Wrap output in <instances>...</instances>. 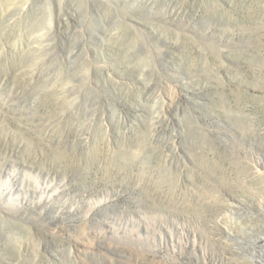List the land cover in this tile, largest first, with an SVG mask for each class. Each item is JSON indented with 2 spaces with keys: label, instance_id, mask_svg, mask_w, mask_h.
I'll use <instances>...</instances> for the list:
<instances>
[{
  "label": "rangeland",
  "instance_id": "1",
  "mask_svg": "<svg viewBox=\"0 0 264 264\" xmlns=\"http://www.w3.org/2000/svg\"><path fill=\"white\" fill-rule=\"evenodd\" d=\"M24 1L0 0V264H236L203 212L264 129V0Z\"/></svg>",
  "mask_w": 264,
  "mask_h": 264
},
{
  "label": "bare ground",
  "instance_id": "2",
  "mask_svg": "<svg viewBox=\"0 0 264 264\" xmlns=\"http://www.w3.org/2000/svg\"><path fill=\"white\" fill-rule=\"evenodd\" d=\"M29 0H25L22 8H25V5ZM180 2H176L173 5H180ZM91 35V34H90ZM35 38V37H34ZM42 38V37H41ZM89 38V37H88ZM31 39V38H30ZM29 39V40H30ZM95 39V38H94ZM97 39V38H96ZM28 40V41H29ZM40 39H36V42ZM62 40V39H61ZM99 40V39H98ZM33 41V40H31ZM43 41V40H42ZM41 41V42H42ZM93 41V39H92ZM96 41V40H95ZM164 41V40H163ZM40 42V41H39ZM102 42V41H101ZM167 42V41H166ZM30 43V42H29ZM87 43V42H86ZM28 44V43H27ZM31 44V43H30ZM38 44V43H37ZM43 44V43H42ZM91 44V43H90ZM29 45V44H28ZM34 45V44H33ZM100 45V44H99ZM32 46V45H31ZM39 46V45H38ZM69 50V49H68ZM92 50V49H91ZM66 52V51H64ZM68 53V52H67ZM64 54V53H63ZM67 58V57H66ZM65 58V59H66ZM121 65V64H120ZM125 71L115 70L112 74L110 73V78L114 81H120V78H123ZM108 76V75H107ZM137 78V76H136ZM140 78V77H139ZM141 79V78H140ZM139 79V80H140ZM123 80V79H122ZM121 80V81H122ZM120 81V82H121ZM134 81V80H133ZM138 82V81H137ZM97 83V82H95ZM98 84V83H97ZM96 84V85H97ZM12 89H9V91ZM99 90V89H98ZM8 92V91H7ZM57 99V98H56ZM25 102V101H24ZM24 108L35 110L36 106L41 107L39 104L36 105L32 100H28L27 104H24ZM109 105V104H108ZM106 106V105H105ZM22 107V108H23ZM107 109V108H106ZM220 108H213L210 111V114L213 118L216 119V127L221 133H226L230 124L223 118H220L222 112ZM209 110V109H208ZM106 111V110H104ZM106 115V114H105ZM104 115V116H105ZM96 116V115H95ZM210 116V117H211ZM23 117V116H22ZM27 117V115H26ZM30 117V116H29ZM127 117V116H126ZM24 118V117H23ZM95 119V118H94ZM108 121V119L106 120ZM24 125L28 124L27 121H22ZM109 123V122H108ZM13 124V123H12ZM110 125V124H109ZM23 126V125H22ZM252 126V125H251ZM250 128V127H249ZM263 128V127H262ZM251 130V129H250ZM253 130V129H252ZM46 132V131H45ZM219 132V133H220ZM37 133V131H36ZM250 133V132H249ZM253 133V131H252ZM34 134V133H33ZM231 135V134H230ZM239 135V133H238ZM45 135H38V138H44ZM243 136V134H242ZM250 136V135H249ZM253 138L255 140H246L247 144L254 152V157L252 159L253 165L250 167L248 163H245L240 158L232 160V164L235 166L234 174L232 172H227V168H222V181L219 183V192L220 194L215 198V200L208 202L204 206V216L209 215H218V220H215V224L212 226L213 235L215 240L218 241L221 248L224 249L226 255L231 257V260H234L236 264H241L246 261H253L254 264H264V205L260 206L261 212L257 214L249 215L243 220L241 217L236 216V219L230 216V213H233L235 208L239 207L240 202L242 201L236 194V190H242L246 192V195L252 196L251 191H254V188H251L250 184L255 179V176H262L264 178V129H256ZM224 139V138H223ZM261 139V141H260ZM43 140V139H42ZM227 140V139H226ZM233 140V139H232ZM228 142V141H227ZM232 142V141H231ZM232 144V143H231ZM239 144V143H238ZM5 145V144H4ZM172 145V144H170ZM6 146V145H5ZM233 146V145H232ZM172 147V146H171ZM174 147V146H173ZM172 147V148H173ZM181 147V146H180ZM243 147V146H242ZM245 147V146H244ZM170 148V146L168 147ZM232 149V148H231ZM230 149V151H231ZM2 150V149H1ZM13 151V149H11ZM11 150L5 149L4 155L9 156L13 154ZM229 150V149H228ZM176 151V150H175ZM243 152V151H242ZM17 153V152H15ZM180 153V152H179ZM230 153V152H229ZM174 154V153H173ZM172 154V155H173ZM177 154V153H176ZM181 154V153H180ZM233 155V154H231ZM13 156V155H12ZM17 156V155H16ZM230 157V156H229ZM248 157V156H247ZM9 158V157H8ZM40 158V157H39ZM228 158V157H227ZM31 159V158H30ZM220 159V158H219ZM9 160V159H8ZM24 160V159H23ZM229 160V159H228ZM15 161V160H14ZM33 161V160H32ZM251 161V163H252ZM31 162V161H30ZM38 162V161H37ZM221 162V161H220ZM36 163V162H34ZM41 163V162H39ZM43 163V162H42ZM5 164V163H4ZM32 164V163H30ZM220 164V163H219ZM39 165V164H38ZM34 165L33 167H38ZM46 165V164H45ZM227 165V164H226ZM41 166V165H39ZM44 166V165H43ZM46 168V167H42ZM49 168V167H48ZM51 168V167H50ZM52 169V168H51ZM47 170V169H46ZM53 170V169H52ZM50 170V172L52 171ZM218 171V170H217ZM216 171V172H217ZM49 173V172H47ZM260 177V178H262ZM261 183V182H260ZM96 184V183H95ZM256 185V184H255ZM258 187V185L256 186ZM88 188V187H87ZM262 188V187H261ZM260 189V188H258ZM257 189V190H258ZM134 191V190H133ZM95 192V191H94ZM251 192V193H250ZM81 195V194H80ZM247 197V196H246ZM252 198V197H250ZM259 204V203H258ZM259 206V205H258ZM251 211V210H250ZM253 211V210H252ZM235 214V213H234ZM173 215V214H172ZM232 215V214H231ZM195 217V216H194ZM174 218V216H173ZM181 219V218H180ZM186 220V219H185ZM193 221V220H192ZM174 222V221H172ZM200 224V223H199ZM246 226L244 228L242 226ZM174 225V224H173ZM189 234V233H188ZM214 240V241H215ZM211 249V248H210ZM223 256V255H222ZM218 257V256H217ZM227 257V256H226ZM224 259V258H223ZM227 259V258H226Z\"/></svg>",
  "mask_w": 264,
  "mask_h": 264
},
{
  "label": "clouds",
  "instance_id": "3",
  "mask_svg": "<svg viewBox=\"0 0 264 264\" xmlns=\"http://www.w3.org/2000/svg\"><path fill=\"white\" fill-rule=\"evenodd\" d=\"M202 106L206 107V104L205 105H202Z\"/></svg>",
  "mask_w": 264,
  "mask_h": 264
}]
</instances>
